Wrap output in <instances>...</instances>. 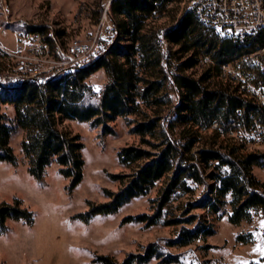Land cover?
<instances>
[{"label":"trees","instance_id":"obj_1","mask_svg":"<svg viewBox=\"0 0 264 264\" xmlns=\"http://www.w3.org/2000/svg\"><path fill=\"white\" fill-rule=\"evenodd\" d=\"M177 1L110 0L107 16L114 34L111 38L107 33L101 36L95 54H89L74 68L41 80L0 84V161L17 163L10 141L12 134L21 129L24 131L21 145L29 160L30 173L41 178L45 168L56 161L61 166L60 172L72 179L71 190L83 176V143L78 135L60 128V121H88L93 127L102 125L105 132L114 133L110 121L139 115V120L131 122V130L149 148L134 145L122 148L119 161L132 166L133 171L111 174L121 181V187L116 192L105 189L109 200L91 203L90 209L79 216L89 220L99 213H115L133 198L146 195L165 176L168 178L161 194L153 199L155 211L126 216L123 222L156 224L173 193H188L203 184L208 187V194L197 205L219 212L223 205L229 204L228 217L233 224L251 221L255 209L264 213L263 185L253 172L256 166L264 167V151L239 156V148L223 146L227 148L206 147L191 154L203 131L211 130L221 137L220 129H226L239 110L246 117L260 111L254 102L244 100L217 78L223 63L251 51L254 43L248 45L221 35L188 8L163 31L146 29L149 21L163 16L167 7ZM102 13L100 10L98 19ZM41 29L54 44L56 39ZM163 34L176 47L166 59L159 44ZM204 56L209 61H204ZM196 67L204 68L200 76L186 73ZM99 69H104L107 81L99 89L100 96H96L88 78ZM172 90L178 93L177 101L170 95ZM88 94L94 96L90 98ZM2 104L13 106L14 114L1 111ZM164 111H168L166 117ZM177 127L178 138L173 136ZM192 218L187 220L193 221ZM8 219L32 223L33 212L19 199L0 200V233L7 230ZM187 220L176 218L166 223ZM213 233L212 227L201 222L193 230L184 228L167 244L153 242L143 252L131 253L122 262L109 255H97L95 261L142 264L158 258L164 263L178 262L177 256H165L164 247L187 245L201 235ZM239 240L249 242L248 236L240 235ZM261 260L264 262V256Z\"/></svg>","mask_w":264,"mask_h":264},{"label":"rangeland","instance_id":"obj_2","mask_svg":"<svg viewBox=\"0 0 264 264\" xmlns=\"http://www.w3.org/2000/svg\"><path fill=\"white\" fill-rule=\"evenodd\" d=\"M109 4L110 0H0V22L7 29L5 33L0 30V39L14 47L10 31L25 22L37 28L43 27L65 50L74 41L99 42L101 36L106 35L110 27L113 28L109 17L104 19ZM184 9L183 0L170 4L163 16L149 21L146 29L164 30L180 17ZM100 10L103 13L98 19ZM98 45L96 43V51ZM54 64L55 59L49 56L43 68ZM203 69L196 67L186 73L198 77ZM1 72L2 75L7 74ZM51 74L47 73L48 76ZM106 81L104 69H99L88 78L89 84L97 89ZM220 84L224 82L220 81ZM170 95L177 101L176 90L170 91ZM92 96L88 94V97ZM1 111L14 114L11 105L2 104ZM162 114L166 117L168 111ZM140 118L139 115H131L110 121L114 133L105 132L102 125L93 127L88 121H60V128L78 135L83 143V176L71 190L72 179L60 172L61 166L56 161L45 168L41 178L33 176L21 145L24 131L17 129L12 134L10 145L18 161H0V200L13 202L19 199L24 207L33 212V221L7 220V230L0 233V264H103L95 261L97 255H109L122 262L131 253L143 252L153 242L167 244L177 238L184 228L193 230L201 222L212 227L214 233L201 235L187 245L164 247L165 256H177L178 262L164 263L161 259L152 258L142 264H264L261 260L264 256L263 211L255 209L251 221L233 224L228 217L231 211L229 204L223 205L219 212L197 205L208 194V187L204 184L188 193H173L159 222L153 225L123 222V219L129 215L152 214L155 211L153 199L161 194L168 176L158 180L146 195L133 198L115 213H99L89 220L78 215L87 212L91 203L108 201L105 189L116 192L121 187V181L113 179L111 174H131L133 171L132 166H125L119 161L118 153L122 148L130 145L149 148L141 144L140 136L131 130V122ZM178 132L179 127L173 136L178 138ZM201 134L191 154L206 147L225 150L227 147L223 146L239 148V156L264 151V147H244L218 137L211 130ZM253 172L264 189V167L256 166ZM208 183L211 185L212 181L208 180ZM226 200L228 202L229 198ZM190 217L193 221L187 220ZM176 218L187 221L166 223ZM240 235L248 236L249 242L239 240Z\"/></svg>","mask_w":264,"mask_h":264},{"label":"built area","instance_id":"obj_3","mask_svg":"<svg viewBox=\"0 0 264 264\" xmlns=\"http://www.w3.org/2000/svg\"><path fill=\"white\" fill-rule=\"evenodd\" d=\"M188 8L202 23L213 27L223 36L234 37L254 48L234 61L223 63L218 79L228 84L230 89L244 100L254 102L260 111L245 116L239 110L226 129H220L222 137L244 147H264V0H183ZM9 10V7L7 6ZM107 20V15H104ZM0 30H7L0 22ZM163 31V30H162ZM14 47L0 39V84L20 81L32 82L62 70L76 67L89 54H95L96 40L93 43L74 41L66 50L56 41L48 38L41 28L21 22L12 28ZM114 34L110 27L107 35ZM163 59L169 57L175 46L163 35L159 39ZM52 56L55 64L44 69L47 59ZM204 61H209L204 56ZM50 69V70H48ZM49 75V76H51ZM9 77V79H7ZM8 83V84H9ZM100 96V90L93 88ZM174 115V113H173ZM218 127L217 123L213 124Z\"/></svg>","mask_w":264,"mask_h":264}]
</instances>
